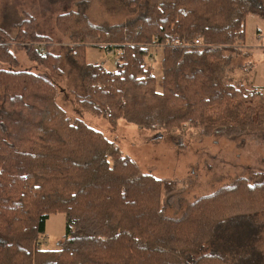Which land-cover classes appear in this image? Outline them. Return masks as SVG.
Returning <instances> with one entry per match:
<instances>
[{"label":"trees","instance_id":"obj_1","mask_svg":"<svg viewBox=\"0 0 264 264\" xmlns=\"http://www.w3.org/2000/svg\"><path fill=\"white\" fill-rule=\"evenodd\" d=\"M129 7L136 15L109 27L94 24L86 5L57 18L79 80V89L67 93L80 110L112 129L123 121L173 132L190 122L200 123L206 136L218 134V126L232 136L264 125V91L222 80L230 65L224 51L246 45L248 17L264 20V0H130ZM17 31L15 47L65 80L63 58L36 33L35 20L25 18ZM91 46L113 52L116 71L89 64ZM13 47L0 44L2 64H18ZM152 50L161 59L160 79L149 65ZM0 90V264H192L193 254L209 248L208 257L196 260L207 263L216 257L219 224L211 229L210 211L237 197L264 200V192L257 197L264 177L256 173L197 199L180 219L168 217L164 200L179 182L141 173L102 132L58 104L53 81L1 69ZM56 213L66 218L64 239L58 250H42Z\"/></svg>","mask_w":264,"mask_h":264},{"label":"rangeland","instance_id":"obj_2","mask_svg":"<svg viewBox=\"0 0 264 264\" xmlns=\"http://www.w3.org/2000/svg\"><path fill=\"white\" fill-rule=\"evenodd\" d=\"M129 2L130 0H0L1 29L4 31L0 33V44L11 43L18 60L15 67L0 62V70L32 71L50 79L58 88V104L71 116L102 132L137 163L141 173L152 174L159 179L178 181L177 192L164 201L167 216L180 219L188 206L197 199L210 196L236 180L249 179L256 173L264 177V125L249 129L247 133L232 136L223 134L227 129L219 126L218 134L206 136L200 123L193 125L190 122L180 131L173 132L145 130L123 121L119 123L117 129H112L105 119L80 110L74 97L67 93L79 89V80L74 68L67 63L66 51L71 46V41L58 30L57 18L65 13L76 12L81 6L86 5L85 12L94 24L107 27L124 24L136 15V12L130 9ZM27 17L35 20L38 35L51 40L52 53L63 58L61 69L66 75L65 80H55L46 68L33 63L25 50L15 47L13 40L18 35L17 28ZM246 35V45L243 48L224 51V57L230 59V65L224 69L222 80L226 84L252 83L264 91V87L255 81V79L264 81V20L249 16ZM39 48H43V45ZM151 54L158 60L149 59V65H152L156 77L160 79L162 66L158 50H152ZM116 57L113 52L97 46L88 47L86 50V60L89 64H101L109 71H116ZM1 96L0 90V105ZM252 120L256 122L257 116H253ZM262 192L264 187H259L257 197ZM253 200L237 197L225 202L219 212L210 211L208 220L211 229L215 220H219L217 221L219 224L214 227L217 231L213 232V235L216 234L214 237L217 241V252L221 258L216 256L209 258L210 261L207 263L200 264H235L239 256L227 254L223 248V244L226 240L229 243V239L223 236H220L222 239H217V234L225 236L234 234L237 227L245 228L246 233L239 234H247L248 238L241 239V245H237H245L241 250L242 255L246 257V253L250 255L249 250L252 252V248L264 255V200L261 197L255 202ZM65 230L64 213L52 214L47 221L46 236L40 241L39 248L47 251L58 250L64 239ZM199 254L191 256L192 264H197L196 260L200 257H208L210 249ZM259 254H256L255 260L261 264ZM250 263V260L246 262ZM262 263L264 264V256Z\"/></svg>","mask_w":264,"mask_h":264},{"label":"crops","instance_id":"obj_3","mask_svg":"<svg viewBox=\"0 0 264 264\" xmlns=\"http://www.w3.org/2000/svg\"><path fill=\"white\" fill-rule=\"evenodd\" d=\"M260 80L261 79H255V81H256V83L258 85H261V86L264 87V81H260ZM223 236H225V235L223 234ZM227 238L229 239L228 240L229 243H227V240H226L225 244H223V246H224L223 248H225V251L227 252V254L233 253L235 256H237V255L239 256L238 257L239 259H238V261L235 264H246V262H248L249 260L251 261L250 264H260L259 263L260 261L257 262L255 260L257 258L256 254H259V253H257L255 248H252V252L249 250L250 255L246 253V255H247V257H246V256L242 255L243 253H241V250H242V248L245 245L244 246H237L238 244L241 245V242H240L241 239H248L247 238V234H228V235L225 236V239H227ZM233 242H235V243H233ZM228 246H230V247L227 248ZM231 246H233V247H231ZM230 251H232V252H230ZM215 254H216V256L220 257L219 253L217 252V250H216ZM262 255H263L262 253L259 254V257H260V260H261V264H263L262 263V259H263V256H264V255L263 256ZM245 258L247 260H245ZM222 261H223V259H222Z\"/></svg>","mask_w":264,"mask_h":264},{"label":"built area","instance_id":"obj_4","mask_svg":"<svg viewBox=\"0 0 264 264\" xmlns=\"http://www.w3.org/2000/svg\"><path fill=\"white\" fill-rule=\"evenodd\" d=\"M197 44H199V41H197ZM41 52L42 53H45V49L44 48H41ZM155 58V56H153L152 58H151V60H153ZM189 125V124H188Z\"/></svg>","mask_w":264,"mask_h":264}]
</instances>
